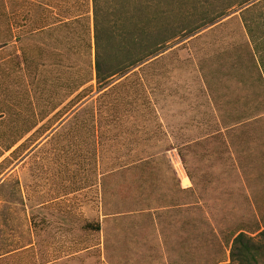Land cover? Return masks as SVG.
<instances>
[{
    "label": "rangeland",
    "instance_id": "obj_1",
    "mask_svg": "<svg viewBox=\"0 0 264 264\" xmlns=\"http://www.w3.org/2000/svg\"><path fill=\"white\" fill-rule=\"evenodd\" d=\"M168 1L177 37L103 92L85 23L35 29L0 0V264H221L264 229V97L247 55L217 54L246 41L249 3Z\"/></svg>",
    "mask_w": 264,
    "mask_h": 264
},
{
    "label": "trees",
    "instance_id": "obj_2",
    "mask_svg": "<svg viewBox=\"0 0 264 264\" xmlns=\"http://www.w3.org/2000/svg\"><path fill=\"white\" fill-rule=\"evenodd\" d=\"M164 1L48 0L43 2L40 0H18L19 3L22 2L26 5L15 8L13 14L19 16L20 20L23 19L24 22L29 21V25L39 30L49 25L66 24L70 19H78V22L85 23L87 33L92 35L94 42L93 69L98 84L97 87L99 89L107 87L103 92H109L116 85H119V82L110 84L114 76L127 73L140 63L156 61L164 54L168 43L177 37L180 27H176L177 24L174 22L175 25H173L170 21L171 8L163 7ZM166 2L169 6L170 2L168 0ZM247 3H249L248 6L242 9L240 13H252L253 16V12L256 11L258 19L252 16L250 19H241V25L244 28L243 33L246 36L244 46L235 43L230 45L228 49L225 48L221 51L219 49L217 54L220 56L226 55L227 57L232 56L238 60V64L242 61V55H247V64H245L247 70L254 75V80L261 90L260 94L264 97V0H239L238 2L239 6ZM28 5L35 6L33 10L37 13L38 11H40L39 13L44 11L46 14L42 17L38 15L37 18H32V11L28 9ZM47 6L49 8L45 9ZM53 8L56 11L53 12ZM223 14L213 15L212 17L207 16L205 19L208 21L204 26H214L215 21L220 19ZM30 18L31 21L28 20ZM89 19L92 21V27L87 24ZM10 22L14 23L13 17L10 18ZM195 30L197 31V29ZM194 31H189V34L192 35L195 33ZM110 58L114 62H109ZM81 83L83 84V82ZM78 88L79 85L76 90ZM87 88L89 87H84L82 92H77L67 104L73 102L74 99L85 98L88 95L85 94ZM262 105H264V100ZM84 106L86 107V104ZM68 110H65V112ZM89 111L91 113V121H89L91 132L93 130L95 134H98L99 131L103 133L106 123L112 121L105 120L103 123H99L94 108L91 107ZM57 112L52 117L57 115ZM77 113L78 111H75L73 116ZM172 147L174 146L169 144L165 149ZM166 162L168 163V159H166ZM151 163V161L145 162L146 165ZM104 171H102V176L113 174V171H109L110 173ZM83 228L99 231L100 223L86 221ZM221 264H264V229L255 236H250L244 231L235 233L231 239L229 261Z\"/></svg>",
    "mask_w": 264,
    "mask_h": 264
},
{
    "label": "crops",
    "instance_id": "obj_3",
    "mask_svg": "<svg viewBox=\"0 0 264 264\" xmlns=\"http://www.w3.org/2000/svg\"><path fill=\"white\" fill-rule=\"evenodd\" d=\"M10 26L11 27H14L15 25H14V23H12V22H10ZM3 43H5V42H3ZM1 73V72H0ZM1 84H3V82L1 83ZM1 91V90H0ZM2 93V98H4V95H3V92H1ZM0 116H1V114H0ZM36 126V125H35ZM34 127V126H33ZM36 131H37V128H35L34 130H33V132L28 136V137H30L31 135H33L34 133H36ZM12 146H10V148H11ZM10 148H8L7 150H3V153L5 152V151H8ZM17 147H15L14 149H13V151L11 150L10 152L11 153H13L14 152V150L16 149ZM3 156V154H0V158ZM5 157H2L1 159H0V163L2 162V160L4 159ZM99 166H100V163H99ZM101 168V167H100ZM111 172V171H113V170H110V168H109V170L108 171H104L105 173L106 172ZM109 172V173H110ZM99 174L101 175V177H105L106 175H104V176H102V171H101V169L99 170ZM108 175H110V174H108Z\"/></svg>",
    "mask_w": 264,
    "mask_h": 264
},
{
    "label": "built area",
    "instance_id": "obj_4",
    "mask_svg": "<svg viewBox=\"0 0 264 264\" xmlns=\"http://www.w3.org/2000/svg\"><path fill=\"white\" fill-rule=\"evenodd\" d=\"M174 159H175V162H176V164H177V167H178V168H179V167L182 168L181 165H180L181 162H180V158H179V156H178V155H175ZM172 161H174V160H172Z\"/></svg>",
    "mask_w": 264,
    "mask_h": 264
},
{
    "label": "bare ground",
    "instance_id": "obj_5",
    "mask_svg": "<svg viewBox=\"0 0 264 264\" xmlns=\"http://www.w3.org/2000/svg\"><path fill=\"white\" fill-rule=\"evenodd\" d=\"M184 179H187L186 177H184ZM188 180V179H187Z\"/></svg>",
    "mask_w": 264,
    "mask_h": 264
}]
</instances>
